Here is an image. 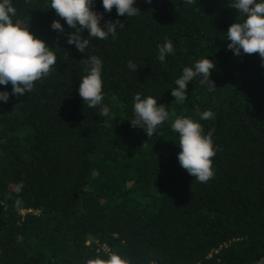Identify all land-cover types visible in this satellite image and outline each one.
<instances>
[{"label": "trees", "instance_id": "1", "mask_svg": "<svg viewBox=\"0 0 264 264\" xmlns=\"http://www.w3.org/2000/svg\"><path fill=\"white\" fill-rule=\"evenodd\" d=\"M11 3L13 22L43 40L57 62L23 95L0 85L9 93L0 101V264H88L111 254L128 264L264 262V62L227 48L228 27L242 19L234 0H134L133 17L94 0L102 28L124 27L106 40L83 29L84 53L67 43L73 30L50 0ZM166 41L173 52L161 62ZM89 55L102 61L103 100L94 108L78 94ZM204 58L214 62V87L196 77L177 103L175 80ZM137 93L169 112L150 137L131 125ZM105 106L114 119L102 114ZM208 110L213 117L201 119ZM176 118L212 134L207 183L178 162Z\"/></svg>", "mask_w": 264, "mask_h": 264}, {"label": "clouds", "instance_id": "2", "mask_svg": "<svg viewBox=\"0 0 264 264\" xmlns=\"http://www.w3.org/2000/svg\"><path fill=\"white\" fill-rule=\"evenodd\" d=\"M151 2V0H147ZM186 4H193L195 0H184ZM134 0H102L105 12L113 8L119 16L133 17L139 10L133 6ZM94 0H50V8L57 16L63 19L71 28L67 43L74 45L81 53L86 52L90 46L89 39L82 37V30H88V36L106 40L116 37L117 26L124 27L120 21H106L104 27L100 25L102 14L93 11ZM233 9L241 14L242 19L232 23L226 32L230 41L227 48L239 55L241 50L245 54H259L264 62V0H234ZM17 12L11 0H0V85H11L12 95H23L32 91L34 83L47 77L56 65L57 58L47 44L36 38L27 28L13 22L12 17ZM51 28L63 32L64 29L58 20H53ZM158 59L165 61V57L173 52V44L166 41L158 46ZM87 75L79 84L78 94L89 108L101 105L103 100V83L101 78L102 61L95 55H89L83 60ZM127 67L135 71L136 65L129 61ZM214 62L207 58L195 62L192 67H185L182 75L175 80L176 87L172 88L171 95L177 103L187 99V85L194 78L200 77L201 83L214 87L209 79ZM8 92H0V101L7 102ZM134 119H131L133 128L141 127L147 136H152L158 126L169 117L165 105H158L157 100L151 96L142 98L139 93L134 96ZM102 114L111 117L108 107L102 108ZM200 118L207 120L213 117L211 110L200 113ZM114 119V117H111ZM173 132L178 133L180 151L177 159L180 166L189 175L200 183H207L214 176L212 158L216 154L213 147L212 134H203L200 123L190 118H176L171 124ZM98 175L95 171L93 176ZM22 185L16 191L19 193ZM21 203L16 201L17 206ZM88 264H128V261L118 254L109 255L108 259L96 258L89 260ZM264 264V262H259Z\"/></svg>", "mask_w": 264, "mask_h": 264}]
</instances>
